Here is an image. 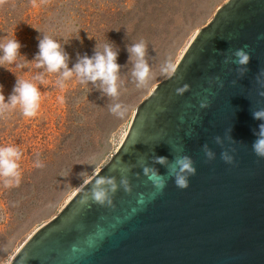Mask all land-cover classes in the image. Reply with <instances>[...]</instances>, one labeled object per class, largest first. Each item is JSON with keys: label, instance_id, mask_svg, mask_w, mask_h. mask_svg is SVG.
Wrapping results in <instances>:
<instances>
[{"label": "water", "instance_id": "water-1", "mask_svg": "<svg viewBox=\"0 0 264 264\" xmlns=\"http://www.w3.org/2000/svg\"><path fill=\"white\" fill-rule=\"evenodd\" d=\"M237 49L247 65L232 62ZM177 68L137 106L111 158L9 264H264V157L252 149L264 123L252 115L264 109V0L225 1ZM177 156L196 169L184 189L169 172ZM98 178L115 180L112 206L82 203Z\"/></svg>", "mask_w": 264, "mask_h": 264}, {"label": "rangeland", "instance_id": "rangeland-1", "mask_svg": "<svg viewBox=\"0 0 264 264\" xmlns=\"http://www.w3.org/2000/svg\"><path fill=\"white\" fill-rule=\"evenodd\" d=\"M227 0H3L0 3V43L17 38L21 55L29 61L38 52L43 34L59 40L69 56L91 57L94 48L109 42L121 65L120 96L113 101L91 84L75 77L60 89L56 74L39 85L35 62L21 70L0 67V85L7 98L16 76L32 80L41 90V107L34 118L19 109L0 118V146H18L23 156L18 187L0 183V264H9L20 247L46 221L56 215L77 189L116 151L134 112L156 83L169 77V59L177 65L197 30L213 19ZM143 40L150 76L137 87L127 46ZM23 59V58H21ZM15 74H14V73ZM120 102L128 109L123 118L109 110ZM39 159L43 168H36Z\"/></svg>", "mask_w": 264, "mask_h": 264}, {"label": "clouds", "instance_id": "clouds-1", "mask_svg": "<svg viewBox=\"0 0 264 264\" xmlns=\"http://www.w3.org/2000/svg\"><path fill=\"white\" fill-rule=\"evenodd\" d=\"M0 3H3V0H0ZM33 3L35 4V0H33ZM37 39L39 40L38 52L31 61L21 55L22 44L17 38L0 43V67L5 68L4 65L8 64L23 70L27 68L28 63L35 62V68L40 71L32 77V80L37 81L39 85L47 83L46 75L56 74L55 84L60 89H64L65 82L75 77L80 84H91L103 96H107L113 101L118 100L121 88L119 83L121 65L117 62L118 52L114 50L112 42L105 44L102 50L97 44L91 57L87 54L83 56L78 54L77 62L70 68L68 63L70 58L63 50V45L59 40L47 34H43ZM127 51L130 61L133 62L131 75L136 81V86H146L151 71L145 59L147 55L146 43L143 40L134 42L127 46ZM234 57L235 60L232 62L241 66L247 65L250 61V55L243 49H237ZM5 69L11 71L9 68ZM177 70V65L171 59L165 62L164 72L166 74L169 76L174 75ZM32 80H24L16 76L12 92L7 98L3 94V85H0V118L16 109H19L25 118H34L38 115L42 99L41 90L37 83H33ZM186 90L187 85L177 91L182 94ZM201 106L207 107V104L203 103ZM109 110L120 118H123L128 111L127 107L120 102L111 103ZM252 115L254 119L264 121V109L256 110L252 112ZM254 135L257 138L252 144V149L257 156L264 157V123L259 125V130ZM216 140L218 143L220 142L219 137ZM204 147L206 156L209 159L213 158V153L207 149V145ZM22 156L23 152L18 146H0V183L3 187L12 188L20 185L22 173L19 161ZM222 159L228 163L233 162V157L226 152L222 153ZM156 162L165 164L166 158L156 157ZM34 166L43 168L44 164L37 159ZM144 171L146 175L149 172L153 176L158 175L155 169L145 167ZM169 172L174 176L176 185L184 189L188 187L187 176L194 175L196 169L189 157L177 156L172 165L169 166ZM120 183L126 191L130 190L127 179H121ZM164 183L163 179L156 181L159 188H163ZM116 190L117 184L114 179L98 178L95 180L90 193L83 197L82 203H87L91 199L99 205L112 206L111 194H114Z\"/></svg>", "mask_w": 264, "mask_h": 264}]
</instances>
